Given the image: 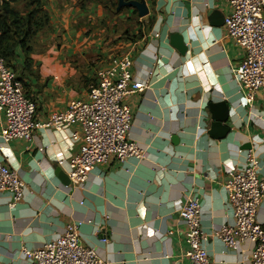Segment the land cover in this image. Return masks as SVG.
I'll return each instance as SVG.
<instances>
[{
  "label": "crops",
  "instance_id": "1",
  "mask_svg": "<svg viewBox=\"0 0 264 264\" xmlns=\"http://www.w3.org/2000/svg\"><path fill=\"white\" fill-rule=\"evenodd\" d=\"M43 1L49 28L38 33L28 55L17 47L9 65L35 100L34 119L45 122L71 100H88L96 71L113 55L129 53L135 77L143 78L152 67L155 73L145 91L127 98L132 115L128 138L144 155L122 161L112 155L81 186L64 185L48 172L58 162L66 171L67 160L79 150L81 142L71 141L69 130L36 128L31 140L4 142L0 136V160L17 168L24 182L23 198L13 208L10 195L0 192V262L26 264L23 247L37 248L68 222L79 221L81 242L93 246L107 264H189L183 255L188 248L184 226L178 221L187 194H199L201 227L212 233L233 222L222 186L226 170L242 166L251 150L264 176V101L258 96L246 104L232 76L243 50L225 34L229 4L145 0L154 20L147 28L148 15L139 17L143 36L132 39L137 29L128 11L109 15L101 4ZM170 30L184 34L185 56L167 44ZM210 100L229 107V129L221 138L206 133ZM174 135L179 142H172ZM256 219L264 226V200ZM206 248L217 264H249L253 243L242 240L233 250L211 235Z\"/></svg>",
  "mask_w": 264,
  "mask_h": 264
},
{
  "label": "built area",
  "instance_id": "2",
  "mask_svg": "<svg viewBox=\"0 0 264 264\" xmlns=\"http://www.w3.org/2000/svg\"><path fill=\"white\" fill-rule=\"evenodd\" d=\"M226 1L230 11L223 17L225 34L243 50L241 60L231 70L232 76L243 91L246 104L258 96L264 101V0ZM131 66L129 53L113 55L107 66L96 71L88 100H71L65 110L53 112L45 122H37L35 100L25 94L22 82L0 52L2 140H31L33 131L42 127L69 130L70 140L81 142L79 150L67 160L66 174L70 184L75 186H81L89 172L112 155L119 161L128 156L141 158L144 150L128 138L132 115L127 98L145 91L155 73L152 67L143 78L135 77ZM73 125L79 130H70ZM258 170V160L251 150L247 151L242 166L226 170L222 186L233 222L223 224L212 233L201 227L199 194L193 191L187 194L179 208L178 221L184 226V243L188 248L183 255L189 264H217L210 259L206 248L211 235L219 237L226 248L233 250L238 249L240 241L250 240L253 248L249 264H264V226L256 219L259 203L264 200V176ZM23 187L17 168H10L0 160V192L10 195L11 208L23 198ZM80 225L79 221L68 222L61 233L41 246L23 247L26 264H107L93 246L81 242Z\"/></svg>",
  "mask_w": 264,
  "mask_h": 264
},
{
  "label": "trees",
  "instance_id": "3",
  "mask_svg": "<svg viewBox=\"0 0 264 264\" xmlns=\"http://www.w3.org/2000/svg\"><path fill=\"white\" fill-rule=\"evenodd\" d=\"M14 1L15 0H0V52L7 66L10 65V59L15 56V49L17 47L20 48L25 55L32 52L33 41L36 40L38 33L49 28L50 19L48 11L44 8L43 0H26L24 6L25 10L23 12H20L12 6V2ZM146 1H149L151 4L155 3V0ZM77 3L84 7L90 3L101 4L109 15L121 14L124 11H128L129 17L127 19L133 22V24L136 25L135 29H137L136 32H132V39L141 38L143 36V22L138 20V13L132 7L124 6L120 9H116L118 0H77ZM153 20L154 17L148 15L147 22L144 25L148 28ZM124 33H128V30H125ZM14 72L16 73L15 70ZM17 78L23 83L18 74ZM25 94L29 96L26 92Z\"/></svg>",
  "mask_w": 264,
  "mask_h": 264
},
{
  "label": "water",
  "instance_id": "4",
  "mask_svg": "<svg viewBox=\"0 0 264 264\" xmlns=\"http://www.w3.org/2000/svg\"><path fill=\"white\" fill-rule=\"evenodd\" d=\"M128 6L134 8L139 17H144L149 14V7L145 0H118L116 9ZM167 44L174 48L180 55L185 56L187 53V44L184 34L179 30H170L165 36ZM207 112L210 114V124L206 129V133L212 138H221L228 131V125L226 121L229 118V107L223 100L212 101L207 103ZM172 142H179L177 135L172 136ZM49 178L57 179L64 185H70V180L66 174L64 168L59 164H52L50 172H48Z\"/></svg>",
  "mask_w": 264,
  "mask_h": 264
},
{
  "label": "rangeland",
  "instance_id": "5",
  "mask_svg": "<svg viewBox=\"0 0 264 264\" xmlns=\"http://www.w3.org/2000/svg\"><path fill=\"white\" fill-rule=\"evenodd\" d=\"M25 3H26V0H15L14 2H12V6L18 9L20 12H23L25 10L24 9Z\"/></svg>",
  "mask_w": 264,
  "mask_h": 264
}]
</instances>
